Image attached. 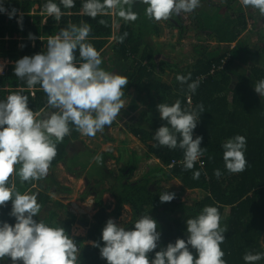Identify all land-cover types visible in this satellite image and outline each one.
I'll list each match as a JSON object with an SVG mask.
<instances>
[{"label": "clouds", "instance_id": "clouds-1", "mask_svg": "<svg viewBox=\"0 0 264 264\" xmlns=\"http://www.w3.org/2000/svg\"><path fill=\"white\" fill-rule=\"evenodd\" d=\"M136 3L145 5L146 18L156 23L201 7V0H82L80 11L93 20L111 15L113 24L117 19L129 23L138 19V13L133 11ZM239 3L264 17V0H239ZM61 6L73 9L76 0H59V3L46 0L41 11L59 22L65 14ZM0 12L11 19L18 10L13 8L9 12L0 2ZM22 21L21 14L18 21L21 30ZM98 23L109 26L105 19H99ZM91 32L92 27L87 22H69L58 34L48 36L46 50L15 62L16 78L29 89L39 85L46 104L45 108L33 111L29 107V96L22 91L12 92L0 100V206L6 207L11 201L9 215L16 220L14 225L0 221V260L10 258L12 264H77V244L64 227H53L34 219L39 216L42 205L36 194L20 191L17 179L20 187L45 179L58 154V145L71 135L73 128L82 137L95 138L98 132L110 127L124 109L122 89L129 84L128 78L101 67V52L88 42ZM127 36L124 32L117 38L118 42L123 43ZM29 39L34 41L36 37L30 33ZM176 80L182 86L186 84L189 93H195L200 83L199 80L189 83L191 73L178 74ZM254 87L264 99V79L256 81ZM157 110L168 126L156 130L153 147L181 149L184 170H192L206 151L201 148L202 136L193 139L200 115L205 112L203 103L193 106L189 96L185 108L176 100L172 105L158 104ZM246 143L242 135L223 143V161L229 173L246 170ZM92 159L103 164L99 153ZM214 174L219 179L222 172L216 169ZM200 176L201 172L195 171L192 178L198 180ZM175 196L174 192L165 191L160 201L171 202ZM186 225L187 239L177 238L174 243H168L166 248L155 252L154 259H149V253L157 249L161 233L157 221L150 215L140 216L131 229L108 219L102 230L104 245L98 241L91 245L99 248L107 264H227L221 245L228 229L227 225L221 226L217 207H203L195 218L186 220ZM190 249L195 250V255ZM262 259L264 253L248 251L243 256L245 264H256Z\"/></svg>", "mask_w": 264, "mask_h": 264}, {"label": "trees", "instance_id": "trees-1", "mask_svg": "<svg viewBox=\"0 0 264 264\" xmlns=\"http://www.w3.org/2000/svg\"><path fill=\"white\" fill-rule=\"evenodd\" d=\"M0 2L9 12L13 8L18 10L17 15L11 19L8 14L0 12V58L9 60L5 71L0 73V100L6 99L7 95L12 92L22 91L23 94L29 96V107L33 111L45 108L46 96L39 85L29 89L16 78L14 75L15 62L24 56H33L43 52L46 50L49 35L58 34L60 29L66 27L69 22L80 24L82 21L91 25L92 32L88 42L92 43L103 56L109 38L115 29L111 15L98 16L96 20L82 15L80 11L82 0H76V7L70 10L63 9L61 6L65 14L59 22L48 17L46 13L42 14V6L46 0H0ZM54 2L59 3V0H54ZM21 14L23 16L22 30L18 23ZM99 19L107 20L109 26L100 25ZM234 21L225 19L222 30L217 32L220 42L227 44V50L220 54L202 53L201 57L190 61V64L183 67L181 71L170 75L168 80H161L157 77L154 70L156 64L152 60L154 54L152 46L143 49L140 55L138 43L132 40L134 34L132 27L121 26L116 35L112 53L120 60L117 61L118 63L123 60L129 63L126 71L130 73L127 77L129 84L122 91L126 93L129 86H138L144 82L146 91L159 90L166 93L163 99L164 103L169 105L180 100L181 107L185 108L188 105L189 95L193 106L203 103L205 112L200 115L193 139L197 136L203 137L201 148H206L204 158L207 165L204 169L196 163L194 168L188 171L184 170L183 164L166 167L172 159L183 157V151L179 148L170 150L166 147H153L156 143L153 140L156 130L161 126H168L166 121L160 119L157 107H153V131L149 127H141L138 123L130 129L145 143L146 158L154 156L159 159V162L155 165H147L142 174L135 179H132V176L138 168L137 161L127 166L122 177L128 178L129 181L122 183L118 192L112 191L116 204L110 211L107 205L103 204V195L111 185H108V182L103 185L104 181H96L100 192L97 200L98 210L87 238L91 242L98 241L103 246L102 230L107 220L111 217L118 219L127 206L131 210L132 219L125 226L126 229L133 228L135 221L142 215H150L157 221L161 239L157 249L149 253V259H154L155 252L166 248L168 243H174L177 238L187 239V219L195 218L205 206H215L221 215V226L227 225L228 229L221 245L225 252L223 259L227 261V264H245L243 256L248 251L253 254L264 253V99L255 92L254 87L256 81L264 79V67L259 65V62L251 61L246 64L247 67L243 66L242 70L237 71V75L233 73L239 62L234 51L238 46V43H234L239 36L237 29L240 25L246 26L247 24L246 16L240 14ZM124 32H127L128 36L123 43H119L117 38ZM30 33L36 37L34 41L29 39ZM149 48H151L150 51ZM242 52L249 55L252 50L243 49ZM229 53L231 58L226 66L218 68L222 58ZM76 55L78 57L79 53L77 52ZM179 64L175 63L172 66L179 68ZM215 65L216 69L212 72ZM113 69L114 66L105 67L106 71L111 72ZM189 73L192 75L189 83L195 80L200 81L195 93H189L187 85L182 86L176 80L178 74L187 76ZM169 81L171 83H168ZM128 99L129 97H126L124 102ZM139 130L141 135L138 134ZM236 135L246 138L247 167L242 173L231 174L224 165L222 145ZM66 145L67 143L64 142L63 145L58 146V154L51 166H55L60 160H65L68 154ZM216 169L222 172L219 179L214 174ZM195 171L201 172L198 180L192 178ZM205 173L209 175L208 178ZM174 179L180 181L181 188L199 190L198 195L192 200L176 201L173 199L171 202L162 203L160 195L165 191L174 192L176 197H179L176 188L167 186L168 181ZM34 184L35 181L20 187L17 179V186L22 193L35 189ZM41 188L34 192L38 203L42 205L39 216L34 219L37 222L43 220L53 227H64L66 233L73 239L70 224L66 218L62 220L61 216L64 212L70 215L72 212L60 199L52 198L44 184ZM11 209V201L6 207L0 206V221L15 224V218L9 215ZM77 238L80 243L84 242V237L77 236ZM192 251L195 255V250ZM85 260V255L78 253L77 264H107V261L101 258L99 248H94L92 245L90 260L88 262ZM263 263L264 259L256 262V264ZM0 264H12V261L7 258L0 260Z\"/></svg>", "mask_w": 264, "mask_h": 264}, {"label": "rangeland", "instance_id": "rangeland-1", "mask_svg": "<svg viewBox=\"0 0 264 264\" xmlns=\"http://www.w3.org/2000/svg\"><path fill=\"white\" fill-rule=\"evenodd\" d=\"M207 3L209 4L201 2L202 8L199 7V10L192 13H185L183 16L185 22L183 28L181 26L176 27L174 25H171L170 27L168 26L169 23H166L167 21L159 22L163 26V33L165 36H163V38L160 40L158 39L155 45H153L154 43L152 44V42L149 45H152V50H154L153 46L156 47L159 55L162 53L161 51H164V49L169 47L168 52H171L174 57L178 58L180 63L179 68H174L175 66H172V69L170 70L169 68L166 72L178 73L183 67H185L187 64H190V61H195L198 57H201L202 53L220 54L227 50V44L220 42L217 37V32L222 30L225 24V19L234 21L236 20L238 14L246 16L247 24L246 26L240 25L238 27L237 32L239 36L236 39L237 41H234V43H238V46L234 49L236 53L235 56L239 59V62L236 64V70H242L243 66L247 67L246 64L251 61L259 62V65L264 67V17H261L258 11L252 8H244L239 3V0L227 2L223 0H207ZM158 26L155 27L157 31ZM136 27L139 28L141 26L139 23H137ZM152 29H154V27L151 25L150 29L146 33L147 36L153 34L150 32ZM164 30L167 32V34ZM137 32V36L141 35L138 30ZM157 34V36H159L161 33L158 32ZM243 49H250L252 50V53L247 55L246 53L242 52ZM150 50L151 48H149V51ZM142 52L143 51H141V53ZM141 53L139 54L141 55ZM167 55L169 56V59H171L170 61L172 64H170L169 61H165L166 64H164L173 65V62L175 63L176 61H173V57L170 56L171 54ZM102 59L103 64L101 67L103 68L106 66L115 65L116 56L112 53V48H109L106 51V54L102 56ZM120 70V67H117V71L120 72ZM236 70L234 73H236ZM158 76L160 78L159 73ZM168 83H171V81ZM132 91L133 87L130 86L129 93L132 94ZM128 105L129 107H127V109H122L120 115L116 119L118 120V123L122 124V127H120V133L124 130V126L126 128H128V126L130 128L135 126L137 124L136 120H138V118L144 114V111L148 109V107H133V103L131 101ZM116 120L115 123L117 124ZM73 131L74 128L72 132ZM138 134L141 135L140 130L138 131ZM66 138L67 137H65V140ZM128 140L131 139L129 138ZM124 141L129 149L131 146H135V144L128 143L127 138H125ZM126 145L123 146L120 144L119 150L117 152L114 143H111L109 149L118 153V155H116L114 152L116 155V160L110 159L108 160V164H105V167L95 168V164H98L94 162L91 157L93 156V153L97 152L98 148L94 147L92 143L83 141V144L81 143V146H79L78 153L75 152L72 154L71 159L68 161L69 166L74 168V170L77 171L76 173H81L83 170L79 165L84 164L85 161H89L91 158L90 161L93 163L88 167V169H86V171L84 170V175H78L80 176L79 178H77L78 176L67 175L65 173V165H62L61 163L55 168L49 169V174L45 178L44 185L51 193L52 198L60 199L64 205L70 209V212H72L70 215L64 211H61L64 212L61 214V216L62 220L65 218L67 219L71 226L73 235L81 236L85 239L88 238L92 223L95 220V214L98 210V193L93 192L94 187L97 186L95 185L96 181H104L105 183H103V185L107 184L106 182H108V185H112V187L118 192V188L122 187V183L129 181L128 178L126 181V177H122L124 167L126 166L129 159L132 160L133 157L136 156L135 162L137 161L138 166L141 162L140 166L136 169L135 174L132 176V179H135V176H140L144 171L145 166L157 164L158 160H155L153 158L154 156L141 161V159L138 157L139 154L137 151H130L126 148ZM73 162L75 167L72 165ZM160 162L162 161L160 160ZM53 174L55 175L54 178L57 180L56 182H53ZM40 181L42 182L43 180ZM167 186H173L176 188V191L179 193V197L182 200H192L199 193V190L181 188L180 181L177 179L168 181ZM62 189L66 190L62 191ZM200 194L202 193L200 192ZM103 204L107 205V209L110 211L116 204V200L110 193L106 192L103 195ZM124 210L125 211L118 219L111 217V219H114L118 225H122L123 227L127 226L132 219L131 210L129 207L126 206ZM75 243L79 248L78 253H82V250L90 247L89 241L88 243L86 242L82 245L77 242ZM85 261L88 262L89 258H86Z\"/></svg>", "mask_w": 264, "mask_h": 264}, {"label": "crops", "instance_id": "crops-1", "mask_svg": "<svg viewBox=\"0 0 264 264\" xmlns=\"http://www.w3.org/2000/svg\"><path fill=\"white\" fill-rule=\"evenodd\" d=\"M145 7H146L145 5L140 4V3H136L133 6V11L138 13V19L136 21H134V22L125 23L123 20L117 19V22L115 23V29L113 30V35L110 36L109 41H108V43L106 45V49L103 52V55L106 54V51L109 48H113L114 44L116 43V37H117L116 35L119 32L121 26H124V27L125 26H130V27H132L133 33H134L133 36H132V40L134 42L138 43L137 47L140 48L139 53H141V51H143L142 49H146L147 47L152 46V45H149L151 42H152V44L154 43L153 45H155L157 43L158 39L160 40L161 38H163V36H165L164 33H163V26L160 23L149 21L146 18V16H145ZM199 9L200 8H197L196 11L199 10ZM184 15H185V13L184 14L182 13L179 16H173L169 20H167L166 23H169L168 26H170V27H171V25H174L176 27H178V26L183 27V25L185 23L184 22V17H183ZM137 23H139V25L141 27L137 28L136 27ZM151 25L154 27V29H152L150 31L153 34H150L149 36H147L146 33L150 29ZM157 26H158V31L155 29V27H157ZM137 30L140 32L141 35L137 36V33H138ZM158 32L161 33L159 36H157ZM165 33L167 34L166 31H165ZM164 38H166V37H164ZM153 48H154V54H153L152 60L156 64L155 67H154V70L156 71L157 77L159 78V76H158V73H159V75H160L159 79L168 80L170 75H174L175 72H171V73L170 72H166L169 68H170V70L172 69V65H165L166 64L165 61H169V63L172 64L171 61H170L171 59H169V56L167 54H169V55L171 54L170 56L173 57V61L175 60L176 64H179V61H178L179 59L174 57V55L171 52H168L169 47L167 49H164V51H161L162 53L160 55L158 54L156 47L153 46ZM173 48H174V46H173ZM3 60H6V59H3ZM117 61H120V60L116 58L114 69L111 72L115 73V74H120V75L128 77V75L130 73H128L126 71H127L128 66H129V63L126 62L125 60H123V62H120V63H118ZM175 63L173 62V64H175ZM117 67H120V69H121L120 72L117 71ZM237 71H239V70H236L235 75L238 74ZM129 89H130V86L128 87L127 92L124 93V95L122 97L123 100H125L126 97H129V99L126 100V102H125L124 109H127V107H129L128 104H129L130 101L133 103V107H148V109L146 111H144V114L140 118H138V120H136V123L140 124L141 127L142 126H144L146 128L149 127L150 130L153 131L152 130V129H154V126L152 127V125H154L153 107H157L158 104L164 103V99L163 98L165 97L166 93H162L159 90H152L151 92H148V91H146L144 82H141L138 86L137 85L133 86L132 94L129 93ZM165 92H167V91H165ZM117 121L118 120H116V122ZM120 127H122V124L118 123V122L116 124L115 121H114L113 124L110 127H105L103 132H98L95 138L82 137L74 129V131L71 133V135L67 136L66 140H64L62 143H60L58 145V146L63 145L64 142L67 143L66 149L68 151V154L65 157V160H60L55 166H50V169L55 168L58 164L61 163L62 165H65V168H66V172L65 173L67 175L78 176V175L81 174L80 176H82V175L85 174L86 169H88V167L93 163V162L90 161V159L93 158L98 153L101 154L102 157H103V164L102 165H99V164L96 165L95 164L94 167L95 168L96 167L97 168L105 167V164H108V160H110V159L114 160L116 155H118L117 152L119 150V145L120 144H122L123 146L126 145L125 141H124L125 138H127V142L128 143L135 144V146H131L130 149L126 145L127 149H129L130 151H133V152L137 151V153L139 154V156L138 155L137 156L141 159V161L143 159H149V158H145L147 147H146L145 143L143 142V140H141V138L138 135L133 134L131 132V129H130L129 126H128V128H126L124 126V130L121 131V133H120ZM121 136H123V137H121ZM129 138L131 140H128ZM83 141H85L87 143H92V145L94 147H97L98 149H97L96 153H93V156L89 159V161H85L84 164H80L79 165V166H81L82 170L83 171L85 170V171L84 172L82 171L81 173H79V172L76 173L77 171H75L74 168H71L69 166L68 161L71 159V155L72 154H74L75 152L78 153L79 146H81V143L83 144ZM111 143H114L117 152L116 151H111L109 149V146H110ZM108 150H110V151H108ZM106 151H108V152H106ZM114 152L116 153V155H115ZM135 157H133L132 160L129 159L127 161V164L124 167V171L126 170L127 166L131 165L132 162H135ZM152 157L153 156H151L150 158H152ZM153 158L155 160H158V162H159L158 158H155V157H153ZM140 164H141V162L139 163V166H140ZM72 165L75 167L74 162L72 163ZM145 168H146V166L144 167V169ZM107 169H108V167H107ZM134 174H135V172H134ZM119 175L121 176L120 173H119ZM80 176H78L77 178H79ZM54 177H55V175L53 174L52 175V179L54 180L53 182H56L57 180ZM135 178H137V176H135ZM126 180H127V178H126ZM44 181H45V179H43L42 182L41 181H35L34 186L36 188L31 190L30 193H34L37 189H42L41 187H42V184H44ZM124 181H125V179H124ZM95 185H97L96 182H95ZM63 190H66V189H62V191ZM113 190L116 191V189L113 188L112 185H111V186H109L108 190H105V193L108 192L115 198L114 194L112 193ZM93 192L94 193H99L100 192L98 190L97 186L94 187ZM93 197H94V195H93ZM115 200H116V198H115Z\"/></svg>", "mask_w": 264, "mask_h": 264}, {"label": "built area", "instance_id": "built-area-1", "mask_svg": "<svg viewBox=\"0 0 264 264\" xmlns=\"http://www.w3.org/2000/svg\"><path fill=\"white\" fill-rule=\"evenodd\" d=\"M230 58H231V54L230 53L229 54H226L222 58V62H221V64L218 65V68H224ZM8 62L9 61L7 59L6 60L0 59V68H2V72H0V73H3L5 71ZM215 69H216V65L212 68L211 71L213 72ZM189 96H188V99H189ZM191 103H193L192 98H191ZM173 162H175V163H173ZM201 162L203 163V168L205 169L206 168V165H207V161L205 160L204 155L201 156L200 159L196 163H198V165L201 166ZM175 164H183V157L176 158V159H172L171 162L168 165H166V167H172ZM208 177H209V175L207 174V178ZM72 236H73L74 242H77L80 245H82V244H84L86 242L88 243V241H89V244H90V247H91V241L89 239L86 238V239H84V242L83 243H80L79 240H78V238H77V235H72ZM90 247L87 248V249H85V250H82V254H84L86 258H89V250H90Z\"/></svg>", "mask_w": 264, "mask_h": 264}, {"label": "flooded vegetation", "instance_id": "flooded-vegetation-1", "mask_svg": "<svg viewBox=\"0 0 264 264\" xmlns=\"http://www.w3.org/2000/svg\"><path fill=\"white\" fill-rule=\"evenodd\" d=\"M201 2H204V3H206V4H209V3H207V0H201ZM212 6V5H211ZM196 11V10H195ZM235 41H237V40H235Z\"/></svg>", "mask_w": 264, "mask_h": 264}, {"label": "water", "instance_id": "water-1", "mask_svg": "<svg viewBox=\"0 0 264 264\" xmlns=\"http://www.w3.org/2000/svg\"><path fill=\"white\" fill-rule=\"evenodd\" d=\"M176 201H180L181 200V198H179V197H176L175 196V198H174Z\"/></svg>", "mask_w": 264, "mask_h": 264}]
</instances>
